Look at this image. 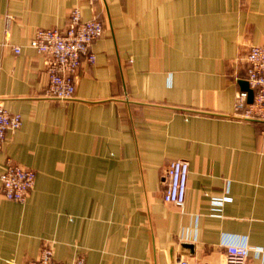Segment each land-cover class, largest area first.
Returning <instances> with one entry per match:
<instances>
[{
	"label": "crops",
	"instance_id": "crops-1",
	"mask_svg": "<svg viewBox=\"0 0 264 264\" xmlns=\"http://www.w3.org/2000/svg\"><path fill=\"white\" fill-rule=\"evenodd\" d=\"M76 7L105 32L75 97L50 99L30 41ZM253 45L264 0H0V99L22 115L0 174L8 158L36 172L24 203L0 185V264L48 243L61 264H227V244L264 264V122L233 116ZM172 159L190 162L183 207L163 198Z\"/></svg>",
	"mask_w": 264,
	"mask_h": 264
},
{
	"label": "built area",
	"instance_id": "built-area-1",
	"mask_svg": "<svg viewBox=\"0 0 264 264\" xmlns=\"http://www.w3.org/2000/svg\"><path fill=\"white\" fill-rule=\"evenodd\" d=\"M105 24L98 17L83 19L80 8H74L69 16L66 29L38 28L30 41V46L45 57L48 84L45 95L50 99L68 101L75 97L80 80V68L85 58L89 63L96 62L97 56L91 50L93 42L103 36ZM16 54L22 46L12 45ZM247 81L254 90L253 102L249 93L239 90L236 94L233 116L245 120L264 122V45H253L247 54ZM22 125V115L9 111L0 99V148L10 132ZM190 162L185 159H172L166 170V189L163 198L166 202L183 207L186 201ZM36 183V172L8 158L4 172L0 174L1 191L5 198L24 203ZM226 198L216 199L222 204ZM227 264H245L251 248L247 245L227 244ZM261 253V248L255 250ZM27 264H61L55 259L53 246H44L38 259ZM71 264H86L84 256H78ZM178 264H191L181 259ZM194 264H205L195 262Z\"/></svg>",
	"mask_w": 264,
	"mask_h": 264
},
{
	"label": "water",
	"instance_id": "water-1",
	"mask_svg": "<svg viewBox=\"0 0 264 264\" xmlns=\"http://www.w3.org/2000/svg\"><path fill=\"white\" fill-rule=\"evenodd\" d=\"M242 90H246L249 93V102H253L254 99V90L250 87V84L247 80L240 81ZM183 247H190L193 248V245L190 244H183Z\"/></svg>",
	"mask_w": 264,
	"mask_h": 264
}]
</instances>
